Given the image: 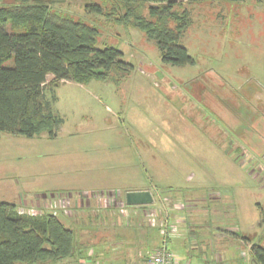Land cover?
<instances>
[{"label":"rangeland","instance_id":"1","mask_svg":"<svg viewBox=\"0 0 264 264\" xmlns=\"http://www.w3.org/2000/svg\"><path fill=\"white\" fill-rule=\"evenodd\" d=\"M174 1L189 13L180 44L193 64H163L153 42L129 23H117L114 16L123 10L106 16L86 12L83 0L41 1L95 27L96 48H115L132 66L121 81L46 84V100L61 121L53 138L0 132V202L56 213L75 232L78 253L59 264H74L90 251L97 264H145L163 239L157 225L168 222L174 207L183 210L176 215L185 222L187 243L168 248L179 256L202 262L204 253L211 258L217 252L210 247L215 243L221 264H245L242 237L264 247V0ZM27 4L0 0V8ZM132 189L153 198L143 208L150 219H138L141 229L121 226L117 243H97L99 232L79 236V224L91 213L69 218L77 191L100 204L113 199L117 209L115 197L125 203ZM65 190L73 196L69 207L49 200L71 198ZM126 208L116 216L121 225L130 222L133 208Z\"/></svg>","mask_w":264,"mask_h":264},{"label":"trees","instance_id":"2","mask_svg":"<svg viewBox=\"0 0 264 264\" xmlns=\"http://www.w3.org/2000/svg\"><path fill=\"white\" fill-rule=\"evenodd\" d=\"M15 1L31 4L0 8V132L28 138L46 132L53 138L61 121L46 100V84L50 89L63 81H121L132 66L117 49L96 48L99 33L95 27L50 9L43 0ZM83 1L86 12L105 14L106 0L101 4ZM120 10L122 16H114L117 23H129L153 42L163 64H193L180 44L190 19L179 2L111 0L105 15ZM48 76L52 77L49 81ZM75 243V232L57 216L28 215L20 213L14 203L0 202V264H59L78 253ZM249 253L252 264H264L263 246L251 244Z\"/></svg>","mask_w":264,"mask_h":264},{"label":"crops","instance_id":"3","mask_svg":"<svg viewBox=\"0 0 264 264\" xmlns=\"http://www.w3.org/2000/svg\"><path fill=\"white\" fill-rule=\"evenodd\" d=\"M65 191H68L70 193V195H71V198H69V201H68V207H69L70 200H72L73 196H72V193L69 190H65ZM129 191H142V190L141 189H132V190H129ZM78 192H80V193L78 195L75 194L76 200L73 203L74 204V211H73L74 214L71 212L72 217H69V218H73V216L75 218H76V216L79 217L80 213L81 214L87 213V212L91 213V214H88L89 215L88 221L85 220V223L79 224L80 225L79 236L81 235V232H82V233H89L91 235L90 238H93V237H95L94 233L96 234V233L99 232L100 234H99V238H98V242L97 243H115V242L117 243V242H119L118 239H121L120 238L121 236H120V234L118 232V229H121V226L124 227V228H129V229L132 228L134 230H137V229H141L140 227H142V225L139 224L140 222L138 221V219L141 222L142 221L144 222V219L146 220V222H147V218L150 219V215H148V216L145 215L147 212L145 210H143V208H146L147 206H150V205H146V206H132L133 211L131 212V215H130L131 218L129 220L130 221L129 223H131L132 225L131 226L127 225V224H129V223H127V221H126V223L121 225L118 222H116L117 221V217L116 216H117V214H120V208L122 206L121 196L120 195H118V197L117 196L115 197L116 200H117V203H118L116 205L117 209H112L113 207L111 206V203H112L113 199H112L111 203L106 202L104 204H102V203L100 204V202L97 199L87 197V195L85 196L86 198H82V196L84 194L82 195L81 193H83L85 191H77V193ZM108 192L112 193V191H108ZM89 193H93V192L90 191ZM102 200L106 201V199H102ZM82 201L85 202V205H82V203H81ZM177 205H178V203H177ZM124 206H125L124 208L127 211V208H126L127 205L125 204ZM175 208H177V207H174L172 209L173 211L169 212L173 216H169V219H168V224L173 226L175 228V230L173 232L168 233L167 238H166V245H167V247H168V244H169L171 246L173 245L174 247L179 248L181 246L180 245L181 243H187V242L185 240L186 237L182 234L183 233L182 229L185 228V225H184L185 222L183 221V218H178L179 216L177 217V215H176V213L182 212L183 210L177 212V211L174 210ZM134 210H136V211H134ZM150 212L155 214L154 211H150ZM90 215L93 216V217L91 218ZM182 216L183 215H180V217H182ZM135 220H136V222H135ZM164 221L165 220L161 219L159 224L157 225V228H156L157 233L160 235V237H161V227H160V225ZM149 224H150V221H149ZM147 229H150V228H147ZM178 229H180L179 230V234H178ZM109 233H112V235H110ZM148 234H150V233H148ZM111 237H113L114 241L112 239L110 240ZM242 238H245V237H242ZM124 240H126V238ZM144 240H142L141 243H148V241H146V240H148V237L144 238ZM219 242L217 240V243H219ZM249 242H245V241L241 242V243H245V246L247 247V250H248V255L245 258V264H252L251 256H250V253H249V248H250V245L252 243H249ZM76 243H78V238H77V242ZM90 243H93V242L91 241ZM189 243H205L206 244L207 242L206 241H201L200 242V241H194L193 240L192 242L189 241ZM220 243H224V242H220ZM205 244L203 246H205ZM210 247L211 248L215 247L217 249V252H213V254L211 255V258H209L207 256V254L203 252L204 256L202 257L203 258V260H201L202 262H200L199 259H197L196 262H193V259H191L189 257L179 256L176 252H174V253L172 252V253L179 260V264H187V263L188 264H193V263L194 264H221V263H223L224 257L222 258L221 250H219L217 248L215 243H210ZM208 258L210 259L209 261H208ZM143 261H144V259H143Z\"/></svg>","mask_w":264,"mask_h":264},{"label":"built area","instance_id":"4","mask_svg":"<svg viewBox=\"0 0 264 264\" xmlns=\"http://www.w3.org/2000/svg\"><path fill=\"white\" fill-rule=\"evenodd\" d=\"M105 195V194H104ZM103 195V197H104ZM70 196L61 194H55L49 197V200L54 203L56 201L59 204V207L61 208H67L68 207V201ZM105 199V198H103ZM60 202V203H59ZM111 202V201H110ZM122 206L120 208V214L124 215L125 212L127 213L126 209L124 208L125 203L123 201ZM47 206V205H46ZM56 206V205H55ZM20 213H25L28 215L36 214L40 211L38 210H24L23 208L18 209ZM43 212V211H42ZM56 216V213H51ZM161 236L163 237L162 242L157 246L150 254H148L145 258V264H179V260L177 257L168 249L166 245V238L168 233L173 232L175 228L168 224V222L164 221L161 225ZM92 252L87 253V256H82L79 259L76 260L74 264H97V262H94L92 258ZM66 264V263H64ZM73 264V263H72ZM188 264V263H187Z\"/></svg>","mask_w":264,"mask_h":264},{"label":"water","instance_id":"5","mask_svg":"<svg viewBox=\"0 0 264 264\" xmlns=\"http://www.w3.org/2000/svg\"><path fill=\"white\" fill-rule=\"evenodd\" d=\"M127 206H146L153 203L152 195L149 191H129L124 195Z\"/></svg>","mask_w":264,"mask_h":264}]
</instances>
